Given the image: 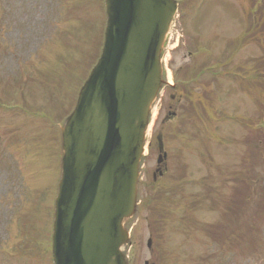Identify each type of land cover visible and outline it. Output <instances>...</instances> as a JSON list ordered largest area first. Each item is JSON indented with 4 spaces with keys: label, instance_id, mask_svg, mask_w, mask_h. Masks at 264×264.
Segmentation results:
<instances>
[{
    "label": "rangeland",
    "instance_id": "374dc122",
    "mask_svg": "<svg viewBox=\"0 0 264 264\" xmlns=\"http://www.w3.org/2000/svg\"><path fill=\"white\" fill-rule=\"evenodd\" d=\"M177 1L172 88L153 105L124 251L129 264H264V0ZM104 11V0H0V264H53L51 131L99 56Z\"/></svg>",
    "mask_w": 264,
    "mask_h": 264
},
{
    "label": "water",
    "instance_id": "95a60500",
    "mask_svg": "<svg viewBox=\"0 0 264 264\" xmlns=\"http://www.w3.org/2000/svg\"><path fill=\"white\" fill-rule=\"evenodd\" d=\"M100 57L61 125L52 227L54 264H129L125 224L137 210L150 113L176 0H105Z\"/></svg>",
    "mask_w": 264,
    "mask_h": 264
},
{
    "label": "trees",
    "instance_id": "16d2710c",
    "mask_svg": "<svg viewBox=\"0 0 264 264\" xmlns=\"http://www.w3.org/2000/svg\"><path fill=\"white\" fill-rule=\"evenodd\" d=\"M247 33H249V29H247ZM246 36V35H245ZM251 85V84H250ZM252 86V85H251ZM255 88V85H253V88H252V91H253V89ZM244 89V88H243ZM255 90V89H254ZM250 93H253V92H250ZM254 94H256V93H254ZM19 106V107H18ZM16 105V104H13V105H11L10 107L8 106V107H5V111L6 112H8V111H13L14 113H18L19 111H22V112H24V111H26V109H25V107H23V106H20V105ZM4 109V108H3ZM32 112H36V111H32ZM25 114H27V113H25ZM65 113H63V112H60L59 113V116L61 117L62 115H64ZM28 115V114H27ZM51 116V114L50 115H48V114H46V115H43L42 116V118H44V119H46L47 121H48V118ZM24 119V118H23ZM43 121V123H45V124H47L46 123V121L45 120H42ZM18 131V130H17ZM17 131H10L9 130V132H17ZM42 133H40L39 135H41ZM33 135V134H32ZM31 135V136H32ZM38 135V136H39ZM53 135H55L56 136V142H57V138H58V133L57 132H54V131H51V137L53 136ZM37 136V137H38ZM18 138V135L16 134V138H14V139H17ZM20 139V138H19ZM10 140H11V138H10ZM12 141V143H13V145H14V143L16 142V141H13V140H11ZM52 141V140H51ZM5 151H6V146L4 145L3 147H2V150H1V154L3 155L4 153H5ZM47 153H49V151H47ZM57 155V154H56ZM244 174V173H243Z\"/></svg>",
    "mask_w": 264,
    "mask_h": 264
},
{
    "label": "flooded vegetation",
    "instance_id": "af4514ba",
    "mask_svg": "<svg viewBox=\"0 0 264 264\" xmlns=\"http://www.w3.org/2000/svg\"><path fill=\"white\" fill-rule=\"evenodd\" d=\"M160 175H162V173H160ZM151 264H154V262H151Z\"/></svg>",
    "mask_w": 264,
    "mask_h": 264
}]
</instances>
